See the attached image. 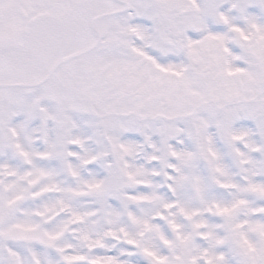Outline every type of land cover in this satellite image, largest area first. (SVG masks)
<instances>
[{
	"label": "snow or ice",
	"instance_id": "snow-or-ice-1",
	"mask_svg": "<svg viewBox=\"0 0 264 264\" xmlns=\"http://www.w3.org/2000/svg\"><path fill=\"white\" fill-rule=\"evenodd\" d=\"M0 264H264V0H0Z\"/></svg>",
	"mask_w": 264,
	"mask_h": 264
}]
</instances>
